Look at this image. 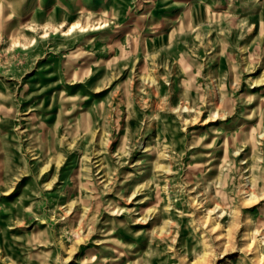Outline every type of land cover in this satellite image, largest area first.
Instances as JSON below:
<instances>
[{"label":"rangeland","instance_id":"374dc122","mask_svg":"<svg viewBox=\"0 0 264 264\" xmlns=\"http://www.w3.org/2000/svg\"><path fill=\"white\" fill-rule=\"evenodd\" d=\"M0 264H264V0H0Z\"/></svg>","mask_w":264,"mask_h":264},{"label":"bare ground","instance_id":"6f19581e","mask_svg":"<svg viewBox=\"0 0 264 264\" xmlns=\"http://www.w3.org/2000/svg\"><path fill=\"white\" fill-rule=\"evenodd\" d=\"M72 28H74V27H72Z\"/></svg>","mask_w":264,"mask_h":264}]
</instances>
